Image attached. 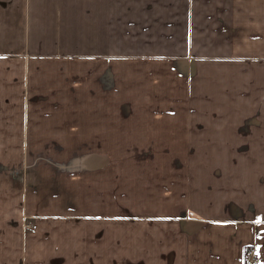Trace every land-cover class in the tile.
<instances>
[{
    "label": "crops",
    "instance_id": "crops-1",
    "mask_svg": "<svg viewBox=\"0 0 264 264\" xmlns=\"http://www.w3.org/2000/svg\"><path fill=\"white\" fill-rule=\"evenodd\" d=\"M264 264V0H0V264Z\"/></svg>",
    "mask_w": 264,
    "mask_h": 264
},
{
    "label": "built area",
    "instance_id": "built-area-1",
    "mask_svg": "<svg viewBox=\"0 0 264 264\" xmlns=\"http://www.w3.org/2000/svg\"><path fill=\"white\" fill-rule=\"evenodd\" d=\"M244 264H258V257L251 247L245 249Z\"/></svg>",
    "mask_w": 264,
    "mask_h": 264
}]
</instances>
